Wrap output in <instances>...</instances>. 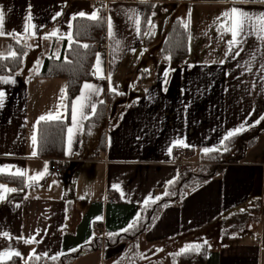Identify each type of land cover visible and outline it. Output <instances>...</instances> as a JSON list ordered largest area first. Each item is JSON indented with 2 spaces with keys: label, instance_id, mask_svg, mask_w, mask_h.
<instances>
[{
  "label": "crops",
  "instance_id": "crops-1",
  "mask_svg": "<svg viewBox=\"0 0 264 264\" xmlns=\"http://www.w3.org/2000/svg\"><path fill=\"white\" fill-rule=\"evenodd\" d=\"M147 1L107 0L103 4L105 47L96 48L93 78L83 82L73 101L85 83L101 91L87 102V118L74 129L71 150L67 132L72 126L70 110L63 156L67 169L56 174L46 157L32 155L37 147L32 136L37 138L39 117L56 112L66 82L36 73L47 57L60 56L68 47L64 41L72 34L79 13L88 18L98 6L96 0H0L5 33L0 36V52L5 56L9 48L14 51L16 39L11 34L24 32L29 15L36 26V35L23 40L28 51L20 69L0 74L15 81L0 83V91L5 93L0 107V168L12 166L10 172L22 169L32 176L47 163V174L31 186L26 176L13 175L20 180L18 185L3 180L2 176L12 174L0 172V184L17 189L0 200V253L20 252L24 264L37 256L56 262L53 256L77 250L96 233L122 232L146 213L152 203L145 206L144 201L150 194L162 199L174 196L173 183H168L178 180L173 150L177 141H183L194 147V162H205L193 172L214 163L219 169L199 187L165 204L135 239L141 236L153 255L164 248L203 244L207 247L204 264H264V132L238 160H228L238 157V140L221 143L241 125H259L257 121L264 115V40L246 29L241 43L230 52L231 34L224 33L217 19L232 7L258 16L264 13V0L173 1L185 9L184 17L165 18L156 50L150 48L156 38L151 24L141 34L142 5ZM189 13L187 55L174 64L160 54L161 46L171 21H187ZM53 31L58 35L45 38ZM98 55L102 79L94 75ZM100 101L106 107L104 120L87 129L86 121L95 113L91 105L96 110ZM61 113L64 119L66 108ZM204 148L218 151L205 154ZM108 192L116 195L115 202L107 201ZM233 212H239L237 222L224 224L223 217ZM223 227L228 229L222 231ZM33 237L35 242L25 243ZM215 238L217 246L212 244ZM126 244L103 245L70 264H96L98 259L113 264ZM172 255L170 252L169 257Z\"/></svg>",
  "mask_w": 264,
  "mask_h": 264
},
{
  "label": "trees",
  "instance_id": "trees-1",
  "mask_svg": "<svg viewBox=\"0 0 264 264\" xmlns=\"http://www.w3.org/2000/svg\"><path fill=\"white\" fill-rule=\"evenodd\" d=\"M156 0H148L142 5L141 15V34L149 28V19L154 8ZM193 1V0H186ZM99 19L93 20L85 17H76L73 20L71 45L68 41V47L60 56L47 57L44 61L42 69L36 73L42 77H58L66 82V117L60 120L40 121L37 125V147L36 154L40 157H46L49 163L53 159L63 157L65 153V133L70 122L71 103L74 97L79 92L83 82L91 80L94 57L96 54L97 44L104 38L106 30V13L104 7H98ZM188 29L183 26L178 18L171 21L168 26L165 39L162 43L160 54L170 57V61L174 64L181 63L188 51ZM83 45H88L87 48ZM14 51L17 53V58L0 59V74H14L23 65L24 57L28 51L25 43L13 42ZM106 113L105 103L97 105L93 116L86 121V128L99 125L103 122ZM264 117V115H263ZM264 132V120L260 119L259 125H250L244 128L230 139L224 141L225 145L231 141L238 140V157L228 158V160H238L242 157L244 151L255 142L256 138ZM219 169L215 163L213 165H205L196 172H190L184 177L179 178L176 183H173L175 194L173 197L165 198L155 203H152L146 209L144 215H139L140 219L136 222L135 227L128 231H122L115 235H100L96 233L93 238L83 244L77 250L60 255L56 262L45 260L43 258H31L27 264H70L76 258L84 253L99 250L101 246L108 247L116 246L123 241L133 242L135 238L144 232L153 221L155 215L168 202L175 201L193 190L209 178H211ZM6 182H14L20 184L19 178L13 175L2 176ZM19 182V183H18ZM239 212H233L223 217V223L237 222ZM136 221V220H135ZM103 237V240H102ZM199 251L179 252L176 256L174 264H204L207 258V247L201 244ZM130 250L123 253L113 262V264H131L134 263V258L128 257ZM131 258V259H130ZM129 259L131 261H129ZM0 264H24L18 256H12L9 260L2 261ZM135 264V263H134Z\"/></svg>",
  "mask_w": 264,
  "mask_h": 264
},
{
  "label": "snow or ice",
  "instance_id": "snow-or-ice-1",
  "mask_svg": "<svg viewBox=\"0 0 264 264\" xmlns=\"http://www.w3.org/2000/svg\"><path fill=\"white\" fill-rule=\"evenodd\" d=\"M57 15H60V14L57 13ZM79 15L81 17H83V16H85V13L81 12V13H79ZM88 18L93 19V20L99 19L100 18L99 17V10H95ZM217 19H218V21H220L219 26L223 29L224 33H230L231 34V40L229 41V51L230 52L241 43L240 38L245 34L246 29L249 32L256 33L260 39L264 40V13H260L258 16H256V15L250 14L246 11H243L240 8L232 7L231 9L223 12L221 14V17H218ZM3 20H4L3 12H0V36L5 35V33L3 31ZM26 20H27V22L24 25V32L22 34L21 33H12L11 34L13 36V38L16 39V42L18 44L21 43V41L26 40L30 37H34L36 35V32H35L36 26L31 23V20H32L31 15H29L26 18ZM149 23H151L150 20H149ZM182 23H183V26L185 28L189 27L190 13H189L188 20L183 21ZM135 24L137 26V32L139 33L140 20H139L138 16L135 20ZM108 26H109V34L112 35L111 18H109ZM69 27H71V25H69ZM57 35H58V31H53L52 33L49 34L48 37H45V38H51V37L57 36ZM61 38H63V37H61ZM67 39L69 41V44L71 45V43L73 42V38H72V34L70 32L67 34ZM83 47L87 48L88 45H83ZM236 54H238V52ZM7 58L16 59L17 53L15 51H13L11 48H9L6 56L4 55L3 52H0V59H7ZM168 59H170V57ZM100 65H101V61H100L99 55H98L97 56V62L95 65L94 75H98V78L102 79L104 77H103L102 68ZM37 71H38V68H37ZM164 75H165V77H167L168 72L166 71L164 73ZM108 79L110 81L111 76H109ZM14 82H15L14 79L10 76H0V83L7 84V83H14ZM111 90L115 91V88H111ZM100 91H101V89L98 88L97 86L89 84V83H85L82 86L80 95L74 101H72V104H71L72 126L67 129L69 150H71V144H72L74 129L81 127L82 126V120L87 118L84 115V109L89 106L87 102L90 100L92 94L98 95L100 93ZM4 97H5V93L3 91H0V107L3 106ZM66 99H67L66 89H62L61 90V96H60V103L57 105L56 112L55 113L49 112L45 115H42L41 117H39L37 123H39L40 121H52V120L62 119L61 109L67 108V105L64 103V101ZM100 103H103V101H100ZM91 110L93 113L95 112V104L91 105ZM261 119L264 120V117H261ZM257 123H259V121H257ZM243 130H244V126L241 125L239 128L228 132L227 135L221 141V143L223 144V141L230 139L231 137L235 136L236 134H238L239 132H241ZM36 141H37L36 135L33 134V136H32L33 145L36 144ZM176 144L187 147V145H185L183 143V141H177ZM225 150H227V149H225ZM213 151H218V149H216V148H204L203 149V152L205 154L211 153ZM169 152H171V149H169ZM32 155L35 156L36 152L33 151ZM11 167L12 166H3V168H0V172H9V174H12V175L26 176L28 181H29L28 186H31L32 182H38L40 179H42L47 174V163L45 164L43 171L38 172L32 176H28L27 171L22 170V169H16L15 172H10ZM168 183L172 184V183H174V181H169ZM114 187L117 188V190H119L118 185H114ZM16 191H17V189H15V188H8L7 186L0 184V200H3L7 193L16 192ZM121 195L123 196L122 192H121ZM164 195L167 196V195H169V193L167 191H165ZM160 199H162V197L157 196V197L153 198L150 194L148 196V198L145 199L144 204H145V206H147L149 203H155L156 201H158ZM97 219L98 220L102 219V217H97ZM139 219H140V217L137 216L136 221L129 224L128 227L123 229L122 231H128L129 229H132L133 227H135V224ZM3 235L5 237H7L9 234L3 233ZM109 235L112 236L115 234L109 233ZM33 242H35L34 237L32 239L25 241V243H33ZM204 243L206 244L207 241H205ZM201 247H202L201 244H190V245H186L183 249H181V252L199 251ZM179 254L180 253H177V255H179ZM13 255L14 256H20L21 254H20V252H14L11 250L5 251V252L0 253V260L9 259ZM33 255H35L34 251H33ZM36 259H39V257L37 256ZM52 259L55 260V259H57V257L53 256Z\"/></svg>",
  "mask_w": 264,
  "mask_h": 264
},
{
  "label": "rangeland",
  "instance_id": "rangeland-1",
  "mask_svg": "<svg viewBox=\"0 0 264 264\" xmlns=\"http://www.w3.org/2000/svg\"><path fill=\"white\" fill-rule=\"evenodd\" d=\"M164 1H166V0H156L155 1L154 5L156 4V6H155V8L152 11L151 16H150L151 23H149V25L151 24V26L154 28L153 32L156 31L155 32L156 38H153V40L151 42L152 44H151L150 48H152V50H156V46L160 42V39H161L160 32H161L162 28L165 26L164 25L165 24V18H169V17L174 18V17H178V16L184 17V14H185V9L183 7L178 8L177 4L172 3L173 1H179V0H168V2L171 1L170 4H164V3L162 4V2H164ZM183 1H185V0H183ZM150 29H151V27H150ZM27 58L28 57H26V59ZM29 68L33 69L32 66H30ZM219 164H221V163H219ZM226 229H228V228L223 227L222 231L223 230L226 231ZM247 229L248 228H246L245 232H248ZM219 232L220 231L217 232V236L219 235ZM102 240H103V237H102ZM124 242L127 244H126L123 252L120 255H122L123 253H127L130 250L128 257L129 256L131 258L133 257L135 264H172V262L175 263V261H176L177 252L181 251V249L175 250L172 248H168V249L164 248L159 254L153 255L151 253V252H153V250L145 245L144 240L141 236H139L133 242L123 241L122 243H124ZM218 243H219V240L216 238L212 242V244L214 246H217ZM120 248H121V246L118 248H115L113 250V253L117 252ZM170 252L173 253L171 258L169 257ZM117 258H116V260H118ZM130 259H129V261H131ZM134 263H131V264H134ZM96 264H108V262H106V261L104 262L103 260H101V262H100V260L98 259Z\"/></svg>",
  "mask_w": 264,
  "mask_h": 264
},
{
  "label": "built area",
  "instance_id": "built-area-1",
  "mask_svg": "<svg viewBox=\"0 0 264 264\" xmlns=\"http://www.w3.org/2000/svg\"><path fill=\"white\" fill-rule=\"evenodd\" d=\"M107 0H96L98 7H103V4L106 3ZM97 47L100 49L105 47V42L101 41L98 43ZM195 149L194 147L187 145V147L182 145H177L174 147L173 153H174V159L172 160V163L177 167V178L184 177L190 172H193V168L196 165H203L205 162H194L192 160V155L194 153ZM67 159L64 157H58L52 160V162L49 164V168L51 171H53L56 174H62L66 171L67 165H66ZM222 164V163H221ZM106 199L108 202H115L117 200L116 195L113 193H106ZM257 237V234L254 236Z\"/></svg>",
  "mask_w": 264,
  "mask_h": 264
}]
</instances>
